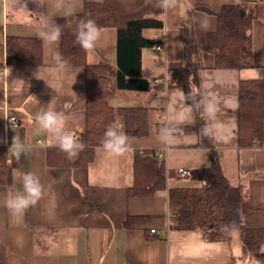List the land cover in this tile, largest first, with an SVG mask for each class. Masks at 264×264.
Listing matches in <instances>:
<instances>
[{
  "label": "crops",
  "instance_id": "crops-1",
  "mask_svg": "<svg viewBox=\"0 0 264 264\" xmlns=\"http://www.w3.org/2000/svg\"><path fill=\"white\" fill-rule=\"evenodd\" d=\"M104 1L65 0L58 9L56 0H44L41 7L33 0H0V36L4 40L0 45V145L8 152L15 135L31 144V151L19 160L8 154L9 162L13 174L31 172L44 189L35 205L17 215L5 201L21 185L0 186V264H264V245L257 256L247 255L240 231L236 237L231 234L227 240L210 241L200 229L171 227L168 189L152 197L129 194L137 150H158L164 154L167 170L178 172L209 167L215 149L225 177L242 190L244 224L264 228V138L260 145L239 148L236 115L241 82L260 80L264 85V0L254 9L251 65L242 69L216 68V51L209 45L210 33L218 28L217 14L238 0H175V7L165 10V28L146 32L160 45L142 51V77L154 80L157 88L149 93L121 92L111 98L119 103L116 107L149 106V133L128 137L129 151L124 155L97 150L87 168L52 167L47 150L53 145L36 128L34 116L42 107H50L65 114L68 130L76 136L83 133L86 71L60 66L61 36L58 43L46 44L39 32L46 23L59 25L60 18L82 12L87 2ZM191 9L203 54L199 79L204 134L194 129L196 112L187 103L184 90L161 87L167 83L169 71L184 64L180 23ZM69 10L71 15H67ZM204 21L206 29L201 27ZM107 30L112 29L101 30L98 46L88 51L89 63L117 66V32ZM9 36L39 38L43 64H8ZM209 104L215 108L211 118L205 113ZM185 113L192 122L183 119ZM11 117L18 124L9 121ZM200 185L193 180L168 181L169 188ZM135 216L147 221L128 227L126 221ZM40 230H44L42 237L37 235Z\"/></svg>",
  "mask_w": 264,
  "mask_h": 264
},
{
  "label": "trees",
  "instance_id": "trees-1",
  "mask_svg": "<svg viewBox=\"0 0 264 264\" xmlns=\"http://www.w3.org/2000/svg\"><path fill=\"white\" fill-rule=\"evenodd\" d=\"M260 0H238L225 5L217 14L218 28L209 35V45L216 51V68L242 69L251 65V28L254 9ZM158 0H105L87 2L82 12L60 18L62 29L60 58L66 67H83L86 71V130L77 135L84 148L69 159L58 147L47 150L48 164L61 168H87L101 146L107 127L123 122L124 133L145 136L149 133L147 105L114 107L110 99L121 92L149 93L157 88L154 80L142 77V51L161 42L146 36L148 30L165 28V10L157 6ZM92 19L100 31L117 30V66L107 62L91 64L88 51L75 43L79 20ZM184 64L170 70L167 83L162 85L184 90L186 101L197 117L196 131L205 133V117L201 112L199 73L204 68L203 54L194 16L190 10L180 23ZM0 36V45H3ZM7 63L13 66H39L43 64V44L39 38L9 36L6 40ZM61 64V60H60ZM238 146L250 148L260 145L264 138V85L260 80H244L239 93ZM161 154V153H160ZM159 151L146 148L137 150L134 161V184L129 194L152 197L168 189L170 224L175 229H200L210 241L231 237L234 226L241 232L244 251L257 256L264 245V228H249L242 219L243 193L225 177L219 153L212 149L211 165L187 171L186 174L168 171ZM13 169L7 148L0 145V186L13 184ZM198 181L200 186L169 188V179ZM147 221L144 216L130 217L128 227ZM228 226V230H222ZM44 230L37 231L42 237ZM37 237V238H38ZM40 241V240H39Z\"/></svg>",
  "mask_w": 264,
  "mask_h": 264
},
{
  "label": "clouds",
  "instance_id": "clouds-1",
  "mask_svg": "<svg viewBox=\"0 0 264 264\" xmlns=\"http://www.w3.org/2000/svg\"><path fill=\"white\" fill-rule=\"evenodd\" d=\"M34 3L41 7L44 0H33ZM65 0H56V7L59 9L64 6ZM157 6L169 10L175 7V0H158ZM71 11L67 15H71ZM202 28H207L206 21L201 23ZM62 29L55 23H46L45 28L39 32L41 40L46 44L58 43ZM101 31L92 19H81L77 23V31L75 33V43L85 51L94 50L101 41ZM60 66L66 64L62 58ZM38 72V71H37ZM36 72V73H37ZM35 73L37 79H40ZM76 81H74L75 83ZM73 83V84H74ZM205 113L211 118L214 117L215 108L209 104L205 107ZM183 119L192 122L190 116L185 113ZM36 128L48 135L50 143L58 147L62 152L66 153L69 159L75 158L84 145L80 142L72 131L66 126V117L63 112H58L50 107H42L34 116ZM122 123H114L107 127L104 133V139L101 146L97 149L113 155H124L129 151L128 137L123 131ZM167 139V137L165 138ZM32 145L26 143L15 135L12 138L11 146L8 153L16 160H19L22 154H27L31 151ZM13 182L21 185L20 189L15 190L10 198L6 199V207L14 214H23L30 206L35 205L43 196L44 189L39 178L31 173L14 174ZM222 230L227 231L228 226H224ZM231 234L236 237L239 235V230L232 226Z\"/></svg>",
  "mask_w": 264,
  "mask_h": 264
},
{
  "label": "built area",
  "instance_id": "built-area-1",
  "mask_svg": "<svg viewBox=\"0 0 264 264\" xmlns=\"http://www.w3.org/2000/svg\"><path fill=\"white\" fill-rule=\"evenodd\" d=\"M161 48H162L161 46H158V49H161ZM9 121H11V122L14 123V124H18V120H17L16 118H14V117H11V118L9 119ZM8 154H9V153H8ZM9 156H11V155L9 154ZM11 157H13V156H11ZM163 157H164V154H160V158H163ZM178 172H179V173H182V174H186V173H187V171L184 170V169H180ZM152 232L155 233L156 231H155V230H152Z\"/></svg>",
  "mask_w": 264,
  "mask_h": 264
},
{
  "label": "rangeland",
  "instance_id": "rangeland-1",
  "mask_svg": "<svg viewBox=\"0 0 264 264\" xmlns=\"http://www.w3.org/2000/svg\"><path fill=\"white\" fill-rule=\"evenodd\" d=\"M106 32H108V33H116L117 32V30L116 29H112V30H107ZM110 104L112 105V106H114V107H116L117 106V104H119V103H116V101H114L113 99L111 100L110 99Z\"/></svg>",
  "mask_w": 264,
  "mask_h": 264
}]
</instances>
